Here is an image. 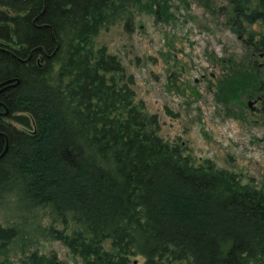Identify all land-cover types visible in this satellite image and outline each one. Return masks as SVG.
Listing matches in <instances>:
<instances>
[{"label":"trees","instance_id":"trees-1","mask_svg":"<svg viewBox=\"0 0 264 264\" xmlns=\"http://www.w3.org/2000/svg\"><path fill=\"white\" fill-rule=\"evenodd\" d=\"M135 1L0 0V209L46 210L60 228L36 229L81 264H264V188L163 140L120 60L91 47ZM225 2L264 110V0ZM20 233L0 221V264ZM22 264L58 263L33 250Z\"/></svg>","mask_w":264,"mask_h":264},{"label":"rangeland","instance_id":"rangeland-1","mask_svg":"<svg viewBox=\"0 0 264 264\" xmlns=\"http://www.w3.org/2000/svg\"><path fill=\"white\" fill-rule=\"evenodd\" d=\"M146 4L149 0L132 2L126 14L100 27L91 37L92 49L103 46L120 60L125 86L131 77L132 104L155 115L163 140L178 143L195 164L208 162L236 173L241 183L264 188V110L246 91L253 57L226 24L225 0H165L162 17L154 12L156 4ZM31 215L24 220L12 209H0V221L18 226L24 237V246L15 240L8 245L9 264H22L33 250L53 254L58 264H81L36 229L60 228L46 210Z\"/></svg>","mask_w":264,"mask_h":264},{"label":"water","instance_id":"water-1","mask_svg":"<svg viewBox=\"0 0 264 264\" xmlns=\"http://www.w3.org/2000/svg\"><path fill=\"white\" fill-rule=\"evenodd\" d=\"M7 82H8V81H3V82H1V83H0V86L3 85V84H5V83H7ZM5 87H6V86H3L0 90H2V89L5 88Z\"/></svg>","mask_w":264,"mask_h":264}]
</instances>
